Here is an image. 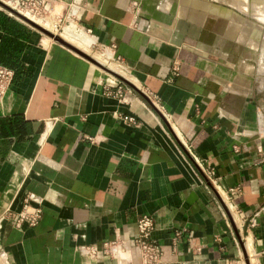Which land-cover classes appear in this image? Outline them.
I'll return each instance as SVG.
<instances>
[{"label":"crops","instance_id":"crops-1","mask_svg":"<svg viewBox=\"0 0 264 264\" xmlns=\"http://www.w3.org/2000/svg\"><path fill=\"white\" fill-rule=\"evenodd\" d=\"M50 1L85 46L68 43L149 100L124 83V100L107 96L117 78L0 8L15 74L0 103V264H142V216L161 264H264L263 25L248 0ZM27 206L42 219L19 229L8 213Z\"/></svg>","mask_w":264,"mask_h":264},{"label":"built area","instance_id":"built-area-1","mask_svg":"<svg viewBox=\"0 0 264 264\" xmlns=\"http://www.w3.org/2000/svg\"><path fill=\"white\" fill-rule=\"evenodd\" d=\"M11 9L21 13L22 15H31L35 18L46 20L51 14L52 4L50 0H0ZM1 8V7H0ZM3 9V8H1ZM5 10V9H3ZM9 13V12H8ZM10 14V13H9ZM13 16L12 14H10ZM27 17V16H26ZM30 19V18H29ZM14 71L0 65V103L3 102L12 82L14 80ZM117 80L115 88L106 87L105 94L119 100L125 99L126 88L121 81ZM132 124L137 125V119L129 116L125 118ZM43 211L41 207L27 206L20 213H8L9 219L14 226L21 229L25 224L35 227L41 221ZM155 230L154 219L150 216H142L138 221V235L135 239V246L140 251L142 264H161L163 252L152 240V234ZM183 232H178L176 237H182ZM118 247L119 244H105V251L108 252L112 247ZM92 254H96L97 250L92 249Z\"/></svg>","mask_w":264,"mask_h":264},{"label":"rangeland","instance_id":"rangeland-1","mask_svg":"<svg viewBox=\"0 0 264 264\" xmlns=\"http://www.w3.org/2000/svg\"><path fill=\"white\" fill-rule=\"evenodd\" d=\"M264 5L262 4V5H260L259 4V2L257 1V0H248V18L250 19V20H252L254 23H258V24H260L261 25V23L262 24H264V20H263V17H264V15H263V11H264V9L262 8ZM263 9V10H262ZM59 12H60V10H59ZM53 14V13H52ZM251 14L253 15V16H251ZM251 18H250V17ZM255 18H257L260 22H258V20L257 19H255ZM37 19H39V18H37ZM40 21H43L44 23H46V24H49L48 25V27H47V29H48V31H50V32H52L53 34H55V35H58V36H60L63 32H64V29L66 28V27H68L71 23H74V21H71L70 20V22H65L64 20L61 22L60 21V19H58L57 18V16H53V15H48L47 16V19L46 20H42L41 18L39 19ZM256 20V21H255ZM248 34H253V35H255L256 34V32L260 29L261 30V26H253V28H251L250 29V27H251V25L248 23ZM252 33H251V32ZM38 32H40V31H38ZM41 33V32H40ZM42 35H43V37L45 38V39H47V40H49V41H53L52 39H50L48 36H46V35H44L43 33H41ZM252 36V35H251ZM61 37V36H60ZM249 37V36H248ZM251 38V37H250ZM249 38V39H250ZM263 39H264V25H263ZM263 39H262V41H263ZM54 42V41H53ZM264 43V42H263ZM256 45V44H255ZM90 56H92V57H94L98 62H100V63H102L103 65H105L106 67H108V68H114V69H119L121 72H122V70L118 67V65L114 62V61H109L108 62V64H104L103 62H105V56H103V53L102 52H99V51H96V50H94V49H90ZM101 61H103V62H101ZM111 67H110V66ZM122 75H123V73H122ZM120 81V80H119ZM123 83V82H122Z\"/></svg>","mask_w":264,"mask_h":264},{"label":"water","instance_id":"water-1","mask_svg":"<svg viewBox=\"0 0 264 264\" xmlns=\"http://www.w3.org/2000/svg\"><path fill=\"white\" fill-rule=\"evenodd\" d=\"M0 7L5 9L7 12H9L10 14H12L13 16H15L16 18H18L19 20L23 21L24 23L28 24L30 27L34 28L37 31H40L41 33H43L44 35L48 36L50 39H52L54 42L70 49L71 51H73L74 53L78 54L79 56L85 58L86 60H88L89 62H91L92 64H94L96 67L100 68L101 70H103L104 72L114 76L115 78L119 79L120 81H122L124 84H126L127 86H129L130 88L134 89L135 91H137L141 96H143L147 101L149 100V98L143 93L141 92L138 88H136L134 86V84H132L130 81H128L126 78H124L123 76H121L120 74L114 72L113 70L109 69L108 67H106L105 65H103L102 63L98 62L96 59H94L92 56H90L87 53L82 52L81 50L77 49L76 47H74L73 45L67 43L66 41H64L60 36L53 34L52 32L48 31L47 29L43 28L42 26H40L39 24H37L36 22H34L33 20L29 19L28 17L22 15L21 13L11 9L10 7H8L7 5H5L4 3H2L0 1ZM249 14V13H248ZM251 16H253L251 14ZM250 17V16H249ZM251 18V17H250ZM257 19V18H255ZM258 20V19H257ZM256 21V20H255ZM258 22H260L258 20ZM261 23V22H260ZM262 24V23H261ZM264 25V24H262ZM264 56V54H263ZM248 264H250L248 262Z\"/></svg>","mask_w":264,"mask_h":264},{"label":"bare ground","instance_id":"bare-ground-1","mask_svg":"<svg viewBox=\"0 0 264 264\" xmlns=\"http://www.w3.org/2000/svg\"><path fill=\"white\" fill-rule=\"evenodd\" d=\"M251 1V0H250ZM258 2H259V4L260 5H264V0H257ZM263 9H264V6L262 7ZM262 9V10H263ZM263 15H264V11H263ZM28 18H30L31 20H33L34 22H36L37 24H39L40 26H42L43 28H45V29H47V27H48V24H46V23H44L43 21H40L39 19H37V18H35V17H33V16H31V15H26ZM263 20H264V17H263ZM48 30V29H47ZM61 36V38L64 40V41H66L67 43L68 42H72L73 44H75L77 47H80V48H83V46H85L84 45V43L83 42H85V41H83V40H80V39H74L72 36H71V34H70V32L69 31H67V32H65V33H63V34H61L60 35ZM263 42H264V39H263ZM86 51V50H85ZM88 54V53H87ZM263 54H264V43H263ZM263 62H264V60H263ZM106 64V63H105ZM115 71V70H114Z\"/></svg>","mask_w":264,"mask_h":264}]
</instances>
